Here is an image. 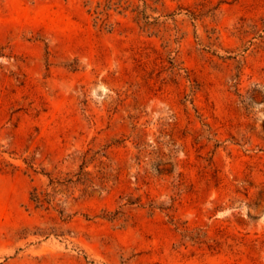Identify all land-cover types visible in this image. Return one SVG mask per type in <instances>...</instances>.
Here are the masks:
<instances>
[{
  "label": "rangeland",
  "instance_id": "obj_1",
  "mask_svg": "<svg viewBox=\"0 0 264 264\" xmlns=\"http://www.w3.org/2000/svg\"><path fill=\"white\" fill-rule=\"evenodd\" d=\"M0 264H264V0H0Z\"/></svg>",
  "mask_w": 264,
  "mask_h": 264
}]
</instances>
